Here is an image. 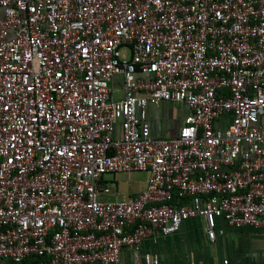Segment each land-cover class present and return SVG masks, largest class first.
<instances>
[{
    "label": "built area",
    "instance_id": "1",
    "mask_svg": "<svg viewBox=\"0 0 264 264\" xmlns=\"http://www.w3.org/2000/svg\"><path fill=\"white\" fill-rule=\"evenodd\" d=\"M191 217L264 231V0H0V258L159 264Z\"/></svg>",
    "mask_w": 264,
    "mask_h": 264
},
{
    "label": "crops",
    "instance_id": "2",
    "mask_svg": "<svg viewBox=\"0 0 264 264\" xmlns=\"http://www.w3.org/2000/svg\"><path fill=\"white\" fill-rule=\"evenodd\" d=\"M168 107L169 133L174 129L176 118L180 119L185 113L184 106L161 102L157 107H147L148 118L151 124V133L154 136L167 135L162 121L157 119V109ZM162 119V118H161ZM160 119V120H161ZM118 173V172H117ZM110 175V178L106 177ZM140 188L134 192L118 191L115 173L106 174L110 181V192L106 197L124 199L131 194L145 189L148 173L143 172ZM150 252L159 256V264H264V231L257 227L243 225L233 227L223 218L216 219L215 238L209 241L205 234V221L202 217H191L184 220L176 232L165 236L155 235L142 241L141 253ZM124 261H129L131 253L128 248L121 252ZM227 260V263H223ZM0 264H19L10 259L0 258ZM98 264V263H97Z\"/></svg>",
    "mask_w": 264,
    "mask_h": 264
},
{
    "label": "rangeland",
    "instance_id": "3",
    "mask_svg": "<svg viewBox=\"0 0 264 264\" xmlns=\"http://www.w3.org/2000/svg\"><path fill=\"white\" fill-rule=\"evenodd\" d=\"M113 84L115 86L120 85V83H117L116 81H114ZM114 95L117 96L118 93ZM175 106L177 105H174V109H172V111H175L176 109ZM156 111H157V119H159V121H162L164 123V126L166 128L165 133H169V127H170L169 126L170 125L169 112L170 110L168 109V107L166 108L162 105V107L158 108ZM143 172L145 171L133 170V171H124V172L115 173V181L118 183V187H119L118 191L129 193V192H134L137 189H139L142 183ZM106 177L110 178V175H107Z\"/></svg>",
    "mask_w": 264,
    "mask_h": 264
}]
</instances>
